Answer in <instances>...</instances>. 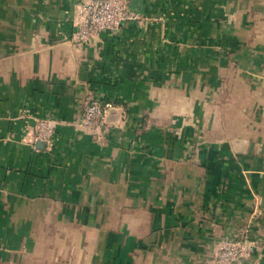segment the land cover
Returning a JSON list of instances; mask_svg holds the SVG:
<instances>
[{
  "label": "crops",
  "instance_id": "crops-1",
  "mask_svg": "<svg viewBox=\"0 0 264 264\" xmlns=\"http://www.w3.org/2000/svg\"><path fill=\"white\" fill-rule=\"evenodd\" d=\"M86 2L0 0V264H211L231 239L264 264V0H128L154 20L79 45Z\"/></svg>",
  "mask_w": 264,
  "mask_h": 264
},
{
  "label": "built area",
  "instance_id": "built-area-1",
  "mask_svg": "<svg viewBox=\"0 0 264 264\" xmlns=\"http://www.w3.org/2000/svg\"><path fill=\"white\" fill-rule=\"evenodd\" d=\"M152 20L154 18L132 11L128 0H87L79 8L72 41L84 44L103 32L117 31L123 23ZM115 107L113 101L91 92L84 101L80 116L83 128L91 132L107 129L110 111ZM34 130L35 140L47 139L52 133L51 126L44 119L37 120ZM250 252L251 243L246 239L227 240L219 246L211 264H245Z\"/></svg>",
  "mask_w": 264,
  "mask_h": 264
},
{
  "label": "water",
  "instance_id": "water-1",
  "mask_svg": "<svg viewBox=\"0 0 264 264\" xmlns=\"http://www.w3.org/2000/svg\"><path fill=\"white\" fill-rule=\"evenodd\" d=\"M112 111H113V110L110 111L109 117H110ZM108 121H109V120H108Z\"/></svg>",
  "mask_w": 264,
  "mask_h": 264
}]
</instances>
